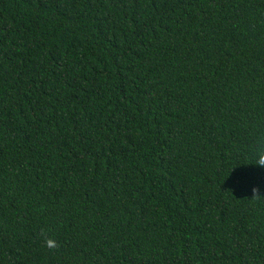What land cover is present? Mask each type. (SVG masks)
<instances>
[{"label":"trees","instance_id":"16d2710c","mask_svg":"<svg viewBox=\"0 0 264 264\" xmlns=\"http://www.w3.org/2000/svg\"><path fill=\"white\" fill-rule=\"evenodd\" d=\"M0 264H264V0H0Z\"/></svg>","mask_w":264,"mask_h":264}]
</instances>
